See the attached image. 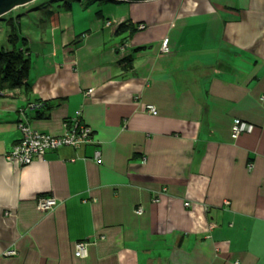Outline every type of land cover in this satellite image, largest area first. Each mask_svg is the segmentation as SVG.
Returning <instances> with one entry per match:
<instances>
[{
  "label": "crops",
  "instance_id": "obj_1",
  "mask_svg": "<svg viewBox=\"0 0 264 264\" xmlns=\"http://www.w3.org/2000/svg\"><path fill=\"white\" fill-rule=\"evenodd\" d=\"M56 1L31 31L10 11L31 66L0 91V264H264V0ZM77 110L86 144L3 158Z\"/></svg>",
  "mask_w": 264,
  "mask_h": 264
},
{
  "label": "built area",
  "instance_id": "obj_2",
  "mask_svg": "<svg viewBox=\"0 0 264 264\" xmlns=\"http://www.w3.org/2000/svg\"><path fill=\"white\" fill-rule=\"evenodd\" d=\"M111 21L106 22V26L111 25ZM139 29L145 28V24L140 23ZM162 52H168V40L164 38L160 44ZM91 89L88 90L89 93ZM30 107L38 108V104H30ZM146 110L156 114L157 110L151 104L146 105ZM253 124L234 118L231 125V136L236 138L242 133H248L253 130ZM20 138L11 146L10 150L3 154V158L9 162H16L19 165L29 164L34 156H43L48 150L58 149L62 146H81L90 141L91 129L81 121L80 110L75 111L74 117L65 123V130L61 134H49L33 129L26 121H19ZM98 152L95 157L98 158ZM37 206L44 212L51 211L57 205V200L53 196L40 195L36 200ZM185 206L190 202L185 201ZM142 208L138 207L136 212L142 213ZM212 226H210L211 228ZM87 241H78L74 245V253L78 257L86 255ZM6 255L15 254L14 250H8Z\"/></svg>",
  "mask_w": 264,
  "mask_h": 264
},
{
  "label": "trees",
  "instance_id": "obj_3",
  "mask_svg": "<svg viewBox=\"0 0 264 264\" xmlns=\"http://www.w3.org/2000/svg\"><path fill=\"white\" fill-rule=\"evenodd\" d=\"M68 5L69 2L61 3L63 8ZM13 21V18L10 17L6 22L10 26L9 34L7 35L9 46L4 47L0 42V91L5 88H22L27 92L30 87L28 75L31 61L28 55L24 53L26 40L25 38L20 39L18 33H15ZM129 27L130 24H120L117 31L123 32ZM126 59H128L127 62H129L131 58L127 57ZM44 105L46 108H50L47 102H45ZM37 116H42V114H37Z\"/></svg>",
  "mask_w": 264,
  "mask_h": 264
},
{
  "label": "rangeland",
  "instance_id": "obj_4",
  "mask_svg": "<svg viewBox=\"0 0 264 264\" xmlns=\"http://www.w3.org/2000/svg\"><path fill=\"white\" fill-rule=\"evenodd\" d=\"M50 2H52V5H54L55 7L59 3L56 0H34L31 3L27 4V6L28 5L31 6V9L24 8L25 5L22 7H19V8H24V9L18 10V12L24 10V14H22V15H20V17H18L20 19V22L22 23L21 29L23 31H26V30L31 31V30H35L36 28H38L39 24L37 23V16H38V13L40 11L39 9L45 7ZM12 12L17 13V10L16 11L13 10ZM12 12L3 15L0 18V42H1L2 46H4V47L9 46V43L7 41V35L9 34L10 26L6 22L10 18ZM25 16H28V18H25ZM28 20H30V22H28ZM106 22L104 23V25L106 24ZM111 25H109V26L105 25V26L110 27ZM14 27H15V33H18V35H20V37H22V35L19 34V26L17 23H14Z\"/></svg>",
  "mask_w": 264,
  "mask_h": 264
},
{
  "label": "water",
  "instance_id": "obj_5",
  "mask_svg": "<svg viewBox=\"0 0 264 264\" xmlns=\"http://www.w3.org/2000/svg\"><path fill=\"white\" fill-rule=\"evenodd\" d=\"M34 0H0V18L18 6L28 4ZM126 2H143L150 0H116Z\"/></svg>",
  "mask_w": 264,
  "mask_h": 264
}]
</instances>
